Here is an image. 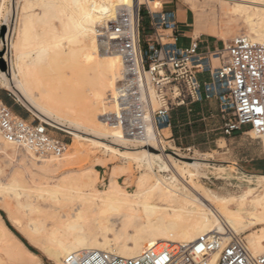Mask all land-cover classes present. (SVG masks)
I'll return each instance as SVG.
<instances>
[{
  "label": "bare ground",
  "instance_id": "bare-ground-1",
  "mask_svg": "<svg viewBox=\"0 0 264 264\" xmlns=\"http://www.w3.org/2000/svg\"><path fill=\"white\" fill-rule=\"evenodd\" d=\"M4 1L0 0V5L5 3ZM20 1L23 9L35 7L41 9V12L35 15L44 26L38 32H32L33 39H30V33L25 25L21 24L15 42L10 45L14 48L12 64L7 55L8 49L1 59L7 62L11 79L16 82L27 101L56 118H60V115L67 110L84 113L83 121L86 126L93 127L96 132L103 135L114 136L121 142H136L142 147L153 149L148 142L153 141L159 145L160 153L142 149V159L149 168L156 166L159 171L170 169L173 172L170 181L154 176L152 183H149L148 174L144 173L138 180L139 189L133 191L121 188L112 176L105 189L97 188L96 191L89 188L82 190L79 187L82 185L81 182L62 179L53 186L45 188L46 192L48 191L45 194L49 193L46 195L47 198L45 197L46 200L50 199L54 203L48 205L52 208L51 213L47 212L50 224L48 227L46 226L48 223L45 224L47 219H43L44 223L40 219L42 216L38 218L34 214L45 213H40L41 207L39 210L32 201L23 203L20 200L25 193L19 183L0 182L1 191L7 185L6 189L9 190L5 192L13 193L12 195L16 197V205L25 208L38 218L32 220L30 216L27 218L25 216L27 221L23 220L27 223L22 222L18 226L27 241L54 264H65L64 258L75 251L98 249L122 257H134L144 248L153 245L155 240L190 242L200 235H209L214 231L221 232L229 227L239 236L245 234L246 246L252 255L264 256V192H255L257 188L263 186L260 180L254 187H247L239 198L221 196L193 184L194 182L192 184L186 181L178 182L176 175L181 171L186 173L191 181L195 173L188 170V167H196L197 162L183 161V167H179L175 161L170 165L164 162L163 157L173 156L169 154L171 150H167L163 145L168 135L161 136L159 129L149 124L144 139L134 140L119 127L104 121L103 115L111 109L107 101V93L113 88L121 72V58L109 47L106 30L120 8L132 6L137 9L141 4L150 5L152 0ZM225 1L236 16L247 24L250 32L247 36L255 42L264 43V0ZM53 18L57 20L61 34H58L54 25L49 23ZM85 70L90 73L95 71L97 77L84 94V86H81L86 77V75L83 77ZM89 76L90 74L87 75L88 78ZM72 89L81 92L83 102L69 99L73 94ZM81 102L86 103L84 109L75 110L74 106ZM162 129L168 131V127ZM248 134L253 136L254 132L249 129ZM74 135L80 137L79 134L74 133ZM0 140L4 148L13 151L19 149L4 140L1 135ZM261 145L264 152V136L261 137ZM22 149L25 151V156L28 154L36 156L32 149ZM131 152L133 151H128ZM57 158L51 156L44 161L48 166L54 167L61 161V157L59 161ZM254 176L264 179V175L254 174ZM57 187L69 189L72 193L66 190L69 195L62 197L63 191L60 193ZM170 193L177 194V197L168 198ZM38 197L44 198V195L38 193ZM37 199L39 201V198ZM74 199L76 202L71 203L70 201ZM4 204L6 205L5 202ZM230 204H234V207H229ZM10 205L7 208H10ZM55 209L59 210V215L54 214ZM12 212L6 210L7 218L11 219ZM47 213L45 214L48 215ZM0 246L13 264L43 263L35 252L27 248L11 232L2 218H0ZM214 263L215 258L209 264Z\"/></svg>",
  "mask_w": 264,
  "mask_h": 264
},
{
  "label": "built area",
  "instance_id": "built-area-1",
  "mask_svg": "<svg viewBox=\"0 0 264 264\" xmlns=\"http://www.w3.org/2000/svg\"><path fill=\"white\" fill-rule=\"evenodd\" d=\"M146 17L143 45L140 7L120 8L106 30L109 47L121 58V72L108 92L112 110L103 115L104 121L140 140L149 124L170 127L172 110L215 99L224 135L248 127L257 138L264 136V43L239 34L213 51H201L192 37L182 47L177 42L183 30L173 9H148ZM203 72L210 78L200 81ZM0 135L18 148L32 149L38 158L59 156L67 147L49 134L47 123L19 116L1 97ZM214 258V264H264V256L252 255L245 239L229 227L190 242L155 243L134 257L98 249L75 251L64 263L209 264Z\"/></svg>",
  "mask_w": 264,
  "mask_h": 264
},
{
  "label": "rangeland",
  "instance_id": "rangeland-1",
  "mask_svg": "<svg viewBox=\"0 0 264 264\" xmlns=\"http://www.w3.org/2000/svg\"><path fill=\"white\" fill-rule=\"evenodd\" d=\"M4 2L5 3L0 5V58L4 56V53L7 52L8 49L7 55L9 59H11L12 64L14 48H11L10 45L12 42H15L21 24H24L27 31L30 33V39H33L32 32H38L44 25L35 15L37 12H41V9L38 7L23 9L21 8L22 1L20 0H5ZM225 4V0H152L150 5L141 4L140 15L142 20L140 24L142 26V45L144 43L143 35L148 28V19L146 17L148 9L151 11L160 8L173 9L179 20H181V16H184V21H180V28L192 32L194 29V20H201L198 29L199 35L212 34L216 38L223 39L226 42L239 34L249 36L250 32L247 24L242 18L240 19L236 16L231 6ZM228 13L232 14L228 15ZM49 23L54 25L58 34H61L56 19H51ZM47 25L45 26L48 27ZM2 61L5 64V69L3 71L0 70V97L4 96L12 101L14 107L27 116L28 121H41L47 123L49 134L53 138L67 144L64 153L55 156L58 157L57 161H59L61 157V161L57 162V165L54 167H50L45 163V158L39 159L37 156L30 154L25 156V151L22 148L16 149L17 151L4 148L0 140V182L10 184L12 181H15L17 184L19 183L18 185L25 193L23 195L24 197H20L23 203L32 201L37 206L36 209L41 207L40 209L44 210L41 211L39 209L40 213H51L52 208L48 205L54 203L50 199L46 200V195L49 193L45 194L48 192H46L45 188H48L50 185L53 186L62 179H72L77 183L81 182L82 185L79 187H81L82 190L89 188L94 191L105 189L110 182L111 176L118 182L121 188L128 191L139 189L138 180L144 173L148 174L150 178L149 183L154 181V176L162 177L167 181L171 180L170 176L173 175L172 170L167 169L159 171L156 166H154V168H149L145 160L142 159V149L150 150L153 153H160L159 145H156L153 141H148L151 146H153V149L152 147L150 149V147L147 146H140V143L121 142L114 136L103 135L102 133L96 132L93 127L86 126L87 124L83 121L84 113L67 110L60 115V118H56L37 109V107L30 104L21 94L18 85L11 79L7 62L5 59H2ZM85 72L87 74L83 71V77L85 75L86 77L83 79V85L81 86H84V94L97 77L95 71L94 73L88 71V73L85 70ZM89 74L90 76L88 78L87 75ZM84 80H86V82H84ZM89 80L90 83L88 84ZM71 93L73 94L70 95V100L83 102L82 94L79 90L72 89ZM82 102L79 105H75L74 109L77 111L84 109L86 103L84 104ZM109 110H112V108ZM201 111L202 109H193L189 112L188 116L182 119L180 117V121L178 119L175 125L172 123L171 129H174L173 134H171L169 128L168 131L167 129L158 130L163 137L168 134L163 145L166 146L167 150H171L169 154L171 156L173 155L172 158L167 157L168 159L163 157L164 162H168L170 165V163L174 164L175 161L179 167H183V161L197 162L196 167H188V170L195 173L191 181H189L190 178L188 175L184 172L182 173V171L176 175L177 181H186L191 184L194 182L193 184L199 185L204 189H209L221 196L225 195L224 197L234 196L239 198L247 187H254L256 182L260 180L263 186L257 188L255 192H264V179L254 176V174L264 175L262 174L264 172L260 169H256L252 164V159L258 156L264 157L261 138H257L254 134L253 136L252 134H248L249 129H244V132L235 136L233 135L234 133L226 136L220 129V116L204 117ZM74 133L79 134L80 137L74 135ZM128 151L133 152L128 153ZM51 156L54 157V155ZM51 156L46 158H50ZM6 188L7 185L2 188V191L0 190V218L3 219L5 225L27 248L31 247L35 250L33 251L29 248L39 256L41 262H43L42 264H54L32 243L27 241V238L18 229L19 224L22 222L25 224L27 223L25 221H27L26 218L29 216L32 220H37L42 216L43 218L41 217L40 219H42V222L47 219L45 220L46 223L44 222L47 224L49 214L47 213L48 215H46L43 213V216L42 213V215L34 213L38 218L34 217L33 214L25 208L23 209L16 205V197L12 195L13 193L8 191V193L5 192L9 190ZM57 189L60 193L65 191L64 194L63 192L61 193L62 197L68 196L71 191L66 189L67 192H69L67 193L66 190H64L65 188L60 189L57 187ZM2 192L7 194L4 195ZM38 193L43 194L44 198L38 197ZM32 196L34 199H32ZM176 197L177 194L174 193L168 195L170 199ZM37 198H39V201ZM248 198H251V196H248ZM76 199L79 198L76 197ZM76 199L70 202L75 203ZM8 205H10V208H7ZM228 206L232 208L234 204ZM3 208L7 209L4 210ZM19 208H22V210H19ZM6 210L13 211L11 213V219L7 218L8 215H6ZM16 210H19V212H16L18 214H14ZM20 212L23 213V215ZM54 212V214L59 215L58 209H55ZM12 215L14 218H12ZM19 217H21L22 220ZM23 219H25V221ZM46 226L48 227L50 224L48 223ZM240 236L245 239V234ZM157 242H160V240L153 241L154 244ZM4 252L5 251L0 246V264H13L7 255L5 256L6 253Z\"/></svg>",
  "mask_w": 264,
  "mask_h": 264
},
{
  "label": "crops",
  "instance_id": "crops-1",
  "mask_svg": "<svg viewBox=\"0 0 264 264\" xmlns=\"http://www.w3.org/2000/svg\"><path fill=\"white\" fill-rule=\"evenodd\" d=\"M146 5H148V4H146ZM180 18H181V20L178 19L179 21H184V16H181ZM200 22H201V20H194L193 32L182 29L183 32L178 38V42H177L178 45L182 46V47H187L190 43V37H192V38L198 39L199 49L201 51H205V50L213 51L214 49L221 48L223 46V44L226 43L225 40L218 39L212 34L199 35L200 33H199L198 29L200 27ZM212 62L215 64V60H212ZM198 78L200 79V81H204V80H208L210 78V76H209L208 72H203V73L198 74ZM1 98L10 108H12V110L15 113H17L19 116H22L23 118L27 119V116H25L24 114L19 112L14 107V103L12 101H10L9 99H7L4 96H1ZM193 109L194 110L202 109L201 113H202V115H204V117L205 116H207V117L215 116V115L218 117L220 116L219 112H218V104H217V101L215 99H203L201 102L194 103V104L190 105L189 107L183 106V107L176 108V109L172 110L170 113L171 126L168 128L171 131V134L174 133V129H171L172 123L175 125V122H177L178 119L180 121V117L182 119L185 116H188L189 112H191ZM219 119L222 123L221 117H219ZM244 129L246 130V129H248V127L243 128L241 131L235 132L233 135L235 136V135H238L239 133L244 132ZM166 135H168V134H166ZM252 160H253L252 164L254 165V167L256 169H258L257 166H258V164L264 162V157L258 156Z\"/></svg>",
  "mask_w": 264,
  "mask_h": 264
},
{
  "label": "trees",
  "instance_id": "trees-1",
  "mask_svg": "<svg viewBox=\"0 0 264 264\" xmlns=\"http://www.w3.org/2000/svg\"><path fill=\"white\" fill-rule=\"evenodd\" d=\"M257 168L260 169V170H262L264 172V162L258 164ZM262 174H264V173H262ZM29 248L32 249L31 247H29ZM33 251H35V250H33Z\"/></svg>",
  "mask_w": 264,
  "mask_h": 264
},
{
  "label": "water",
  "instance_id": "water-1",
  "mask_svg": "<svg viewBox=\"0 0 264 264\" xmlns=\"http://www.w3.org/2000/svg\"><path fill=\"white\" fill-rule=\"evenodd\" d=\"M1 56V55H0ZM0 69L1 70H4L5 69V64L4 62L2 61V59L0 58Z\"/></svg>",
  "mask_w": 264,
  "mask_h": 264
}]
</instances>
